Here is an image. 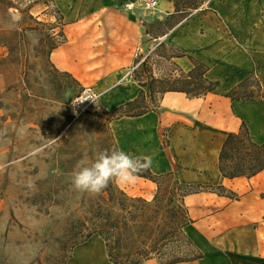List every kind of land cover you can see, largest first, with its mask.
<instances>
[{"label":"crops","instance_id":"0c3cea01","mask_svg":"<svg viewBox=\"0 0 264 264\" xmlns=\"http://www.w3.org/2000/svg\"><path fill=\"white\" fill-rule=\"evenodd\" d=\"M63 18L64 41L50 54L53 65L91 88L114 110L149 87L133 79L144 22L152 17L120 0H53ZM175 11L174 0H159L157 18ZM211 64L207 77L220 87L203 96L183 91L162 94L159 106L142 115L110 122L118 149L152 157L154 174L173 172L182 183L221 184L238 198L204 190L184 196L192 219L183 230L204 253L173 264H264V170L252 177H223L219 155L228 133L245 121L264 142V100H233L226 93L250 75L264 87V0H204L201 10L163 37ZM176 61L186 70L187 56ZM124 186V185H123ZM154 196L157 183L139 176L135 184ZM138 195L140 193H131ZM151 196V197H152ZM67 264H115L99 233L74 246ZM140 264H160L155 257Z\"/></svg>","mask_w":264,"mask_h":264},{"label":"rangeland","instance_id":"374dc122","mask_svg":"<svg viewBox=\"0 0 264 264\" xmlns=\"http://www.w3.org/2000/svg\"><path fill=\"white\" fill-rule=\"evenodd\" d=\"M151 16L148 22L157 19ZM163 37L144 36L131 71L137 82L150 81L151 72L160 78L151 108L176 71L167 57L177 47ZM63 40L53 0H0V264H66L75 243L99 229L105 215L128 219L131 237L141 234L134 251L169 258L162 254L171 251L169 241L188 244L181 229L188 211L175 175L161 178L152 198L116 182L98 194L72 183L80 167L118 148L112 110L51 62Z\"/></svg>","mask_w":264,"mask_h":264},{"label":"trees","instance_id":"16d2710c","mask_svg":"<svg viewBox=\"0 0 264 264\" xmlns=\"http://www.w3.org/2000/svg\"><path fill=\"white\" fill-rule=\"evenodd\" d=\"M203 3L204 0H174L175 11L173 13H170L164 19L157 18L152 22H144L145 35H149L157 39L169 34V32L177 25L192 18L197 12H199ZM58 11L60 10L58 9ZM57 46L58 44L55 45L53 49ZM183 56L189 57L194 64V66L188 71H186L176 61L177 57ZM167 60L170 62L171 66L176 69L177 73L176 71L170 72V77H168L166 83H164L168 86V88L164 89L162 94L167 91H183L190 96H203L209 92L218 90L220 87V81L211 80L207 77V72L211 68V64L195 57L191 53H187L177 47V52L169 55ZM135 64H137V60ZM64 73L71 75L69 72ZM151 77L150 81L145 79L144 81L138 82L142 87H149L151 93L150 98L146 97L144 89L141 90L136 98L126 101L111 111L112 118L110 122L115 118L125 115H142L156 108H151L148 100H151L152 102L155 100L158 92L156 90V83L160 80V78L152 72ZM75 80L79 82L77 79ZM226 95L233 100H264V87L262 86L259 78L252 74L229 90ZM219 166L223 177L229 178L240 176L250 178L264 170V142H258L255 140L245 121L242 123L239 131L228 133L219 155ZM171 175L175 174L173 172H169L158 175L154 174L150 168H148L139 176L156 182L159 187V180L163 177ZM177 180L180 187L184 190L183 199L184 196L190 193L204 190H214L220 194L228 195L231 198H238V195L235 192L228 190L221 184H188L180 182L178 178ZM101 220L103 223L97 227L99 229H96L82 240L76 242L74 246L85 241L93 234L99 233L106 240L109 257L115 264H140L153 257L157 258L160 264H173L179 261L195 260L204 257V253L183 230L184 226L192 220L189 215L187 221L181 226L185 237L188 239V244L186 246H183V244L171 245L174 241H169L167 244H170L171 251L169 253H162L169 254V258L168 255L162 257L156 255L151 256L149 249H144L143 252L134 251L131 244L134 240L141 238V234L137 235V237H131L134 231L132 232L133 225H130L128 219L119 218L117 221H112L108 215H105L101 217ZM135 226L141 229L140 227H142V223L137 221ZM113 236L115 237V240H113ZM166 238H168V236H166L165 239ZM137 252L142 255V258L136 257Z\"/></svg>","mask_w":264,"mask_h":264},{"label":"clouds","instance_id":"9594fccd","mask_svg":"<svg viewBox=\"0 0 264 264\" xmlns=\"http://www.w3.org/2000/svg\"><path fill=\"white\" fill-rule=\"evenodd\" d=\"M151 164V156L132 155L122 149L104 150L90 166L80 167L74 172L72 183L78 191L98 194L110 182L135 184L139 175L150 168Z\"/></svg>","mask_w":264,"mask_h":264},{"label":"built area","instance_id":"2783aa9c","mask_svg":"<svg viewBox=\"0 0 264 264\" xmlns=\"http://www.w3.org/2000/svg\"><path fill=\"white\" fill-rule=\"evenodd\" d=\"M119 4L121 7L129 10L142 6L149 14L157 16L156 13L158 11L159 0H120ZM94 94L96 95V93Z\"/></svg>","mask_w":264,"mask_h":264},{"label":"bare ground","instance_id":"6f19581e","mask_svg":"<svg viewBox=\"0 0 264 264\" xmlns=\"http://www.w3.org/2000/svg\"><path fill=\"white\" fill-rule=\"evenodd\" d=\"M125 186V185H124ZM126 190L130 193H140L138 195H141L143 196L144 194L147 196V197H151L152 196V193L150 191L147 192L146 189H143L141 187H135V188H132V187H129V188H126ZM153 197V196H152ZM151 197V198H152Z\"/></svg>","mask_w":264,"mask_h":264}]
</instances>
